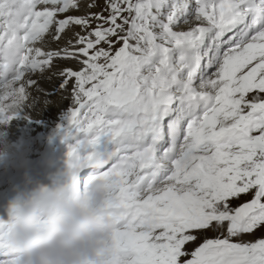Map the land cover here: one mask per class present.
Here are the masks:
<instances>
[{
  "label": "snow or ice",
  "instance_id": "obj_1",
  "mask_svg": "<svg viewBox=\"0 0 264 264\" xmlns=\"http://www.w3.org/2000/svg\"><path fill=\"white\" fill-rule=\"evenodd\" d=\"M53 97L106 264H264V0H0V123Z\"/></svg>",
  "mask_w": 264,
  "mask_h": 264
},
{
  "label": "clouds",
  "instance_id": "obj_2",
  "mask_svg": "<svg viewBox=\"0 0 264 264\" xmlns=\"http://www.w3.org/2000/svg\"><path fill=\"white\" fill-rule=\"evenodd\" d=\"M107 182L56 178L20 191L7 205L2 240L17 264H106L113 221Z\"/></svg>",
  "mask_w": 264,
  "mask_h": 264
},
{
  "label": "bare ground",
  "instance_id": "obj_3",
  "mask_svg": "<svg viewBox=\"0 0 264 264\" xmlns=\"http://www.w3.org/2000/svg\"><path fill=\"white\" fill-rule=\"evenodd\" d=\"M71 66L75 67V65ZM41 85L46 90H53V83L46 80H42ZM52 99L53 103L51 104H46L35 110L22 111L8 123H0V204L5 203L2 200L3 198H7L5 200L6 207H0V221L7 222L9 220L7 205L17 195L11 193L16 188L17 180L25 174L27 177L20 180L30 183V179L36 175V172L30 167L39 160L44 147L47 146V143L44 144L40 142V138H37L41 136L40 133L38 134L40 129H44L42 125L52 126L49 131L54 132L63 123L60 121L65 119L67 108L71 104L70 97L63 100H60L59 97H53ZM30 122L34 124H30ZM39 123L41 124L39 125ZM35 139L37 144L32 146L31 144L33 141L35 142ZM24 162H28L29 167ZM13 168H15V172L12 173L10 170ZM20 169H22V172H20ZM7 175L10 177L7 178ZM40 185H46V183ZM14 191L18 193L24 190L16 189ZM2 235L3 233H0V236ZM0 251H2L0 258L7 252L6 256L0 259V264L13 258L11 251L2 248H0Z\"/></svg>",
  "mask_w": 264,
  "mask_h": 264
},
{
  "label": "rangeland",
  "instance_id": "obj_4",
  "mask_svg": "<svg viewBox=\"0 0 264 264\" xmlns=\"http://www.w3.org/2000/svg\"><path fill=\"white\" fill-rule=\"evenodd\" d=\"M60 122H63V123L60 124V127L54 132L53 131H49L52 128V126L47 127L45 125L44 126L42 125V128H44V129L43 130L40 129V131L38 132V134L39 133L41 134V136L37 137V138L41 139L40 142L46 144L48 139H51L49 145L46 147L47 148L46 149L47 152H54L55 149H57L58 147H60L58 149V151H59L58 154L65 153V151L67 150L66 146H67L68 143H66V139L64 137V131H63V126L66 124V120L62 119ZM30 124H34V123L30 122ZM40 124L41 123H39V125ZM61 133H62V136L60 135ZM56 134L59 135V136L57 137ZM54 138H55L56 141L54 140ZM72 143H74V140L72 141ZM36 144H37V141L35 139V142L33 141L31 145L35 146ZM24 153H26V152H24ZM10 171L12 173L15 172V168H13ZM7 176H8L7 178H9V175H7Z\"/></svg>",
  "mask_w": 264,
  "mask_h": 264
}]
</instances>
